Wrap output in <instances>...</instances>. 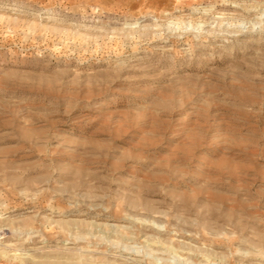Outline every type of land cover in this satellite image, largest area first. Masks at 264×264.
<instances>
[{
    "label": "rangeland",
    "instance_id": "obj_1",
    "mask_svg": "<svg viewBox=\"0 0 264 264\" xmlns=\"http://www.w3.org/2000/svg\"><path fill=\"white\" fill-rule=\"evenodd\" d=\"M0 264H264V0H0Z\"/></svg>",
    "mask_w": 264,
    "mask_h": 264
}]
</instances>
